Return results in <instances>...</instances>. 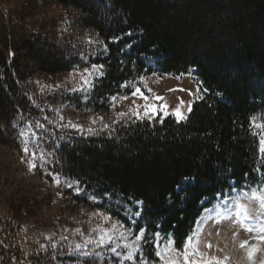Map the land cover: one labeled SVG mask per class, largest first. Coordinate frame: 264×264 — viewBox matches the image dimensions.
Segmentation results:
<instances>
[{
	"label": "trees",
	"instance_id": "trees-1",
	"mask_svg": "<svg viewBox=\"0 0 264 264\" xmlns=\"http://www.w3.org/2000/svg\"><path fill=\"white\" fill-rule=\"evenodd\" d=\"M93 65L103 75L93 72L86 96L55 85L75 75L80 86L77 77ZM187 74L202 98L179 123L134 112L95 124L69 118L112 111L150 77ZM259 115L264 0H0V145L23 157L22 129L40 130L45 162L32 170L46 184L45 193L5 196L0 177V264L117 260L84 256L92 248L60 238L86 232L91 215L60 210L37 220L59 200L110 217L134 237L143 231L149 260L157 233L181 248L206 209L222 208L233 190L264 186L252 125Z\"/></svg>",
	"mask_w": 264,
	"mask_h": 264
},
{
	"label": "rangeland",
	"instance_id": "rangeland-1",
	"mask_svg": "<svg viewBox=\"0 0 264 264\" xmlns=\"http://www.w3.org/2000/svg\"><path fill=\"white\" fill-rule=\"evenodd\" d=\"M16 2L17 0H11V4H15ZM93 76V73L90 77L88 76V73L84 76H78L77 78L80 81H77V83H79L78 85L80 86H77L73 80L76 78L75 75L61 79L55 85L58 86L68 82L74 86L71 90H78L79 95L86 96L92 87ZM82 77L91 81V87L84 83ZM43 79L48 80V78ZM143 85L144 89L140 90L145 96L149 97V103H152L157 107L158 114L156 116L175 117L172 113L178 106H180L181 101H184V104L180 107V110L187 116L189 114L187 111L188 105L191 104L192 107L195 101L198 100V96L200 97L201 95L200 91L197 93V88L199 87L192 74H187L179 78L154 76L144 80ZM149 89L151 91H149ZM181 89H183V91H181ZM68 90H70L69 84L66 85L65 89L63 88V91L65 92ZM190 92L195 95H190ZM156 97H162L163 99H156ZM144 104L145 101L139 96V94H132V96L127 99L122 98L113 101L112 111L100 114L72 113V111H70L68 112V115L69 118L73 117L74 120L88 121L90 123L95 121L96 123L99 119L110 117L115 113L136 112L137 106H139V111L141 115H143ZM163 105L167 106L166 109L162 107ZM61 111L64 114V111ZM165 111L168 112L167 116L164 115ZM255 118L257 124L264 123L263 115H259ZM253 129L258 138H260L261 135H264V129L255 127H253ZM22 131L28 133L27 137H22L24 147L25 140H27L28 147V152H24L23 157H19L17 154H14L0 145V177H2L3 181L7 182L3 186L6 188V194L4 193L2 195L5 196H9L15 192H20L22 195H34L38 192L45 193L46 191V184L44 181L36 177L35 174H33L32 168L30 169L29 166L30 163H35L38 167L45 162L44 149L42 145L39 144L41 141L40 130H38V132H33L29 126H26ZM32 133H35V137H38V139L33 137ZM33 154H35L36 159H33ZM41 154L43 155V159H40ZM238 194H241L239 190H233L226 197L228 200L227 205L223 202L222 208L212 206L209 208L212 210L211 212L207 211L208 209L203 212L195 227V229L199 228L201 230L198 233L200 251L206 253L208 256L219 258L222 264H264V240L260 239V237L264 235V233L260 231L261 224H264V209H261L255 200H249L245 197L242 202L249 207L252 218L245 220L241 217H237L231 209H233L232 198L237 197ZM225 209H229V211H225ZM60 210L66 215L65 217L81 214L91 215L92 222L86 232L82 234H79L76 231L74 232V230H64L59 232L60 238L68 240L72 245L83 243L82 245L84 247L92 248L91 253L87 254L83 252L82 255L93 256L98 259H108L109 261L110 258L112 259V257H116L117 260L112 261L111 264H133V261L122 259V255H125L128 251V249L123 247L118 248L117 251L121 253V256H117L110 250L111 245L98 246L97 244L92 243L85 245V241L88 239H99L100 233L98 231H93V229H112L114 224L117 225L115 231L117 240H114V243L117 241L121 244L124 243V241H119V233L121 231L128 234L129 240L134 239V236L130 231L125 230L118 223L111 220L105 221L104 217L98 214H90V211L82 206L75 205L69 201L59 200L57 207L37 220L42 223L44 220L48 219L49 216L55 215ZM249 228H252L253 231H248ZM75 234H79V236ZM156 239H159L161 244H163L167 238L159 236ZM141 243L142 241L139 242L140 248ZM209 244L211 245V248L207 247ZM241 245H244V247H241ZM95 246L98 248L97 251L93 250V247ZM252 248L257 249V251L253 254L252 258H249V252ZM136 260L138 264V254L136 255Z\"/></svg>",
	"mask_w": 264,
	"mask_h": 264
},
{
	"label": "snow or ice",
	"instance_id": "snow-or-ice-1",
	"mask_svg": "<svg viewBox=\"0 0 264 264\" xmlns=\"http://www.w3.org/2000/svg\"><path fill=\"white\" fill-rule=\"evenodd\" d=\"M105 50L106 47H105ZM103 68V65H93L91 70H85L88 73V76L90 77L93 72H95L97 75L102 76L103 73L100 71V69ZM85 84H88L89 87H91V81L87 78L82 77ZM149 91H151L149 89ZM183 91V89H181ZM200 89L197 88V93H199ZM205 91H207L205 89ZM144 99L145 104L143 106V117H148L151 119L152 117L156 116L158 114L157 107L149 103V97L145 96L143 92H141L140 88H135L133 91V95H137ZM190 95H195L194 93H189ZM198 98H202L199 97ZM123 99H127V97H123ZM156 99H163L162 97H156ZM115 100V98H113ZM184 101L180 102V106L177 107V109L172 113V115L175 116L176 122L179 123L183 120L187 119V116L184 115L180 107L183 106ZM166 109V105L162 106ZM188 113H191L192 107L191 104L188 105L187 108ZM121 117L126 115L125 113L119 114ZM137 118H143L141 116V113L139 111V106H137V111L133 113ZM164 115L167 116L168 112L165 111ZM103 118H101L102 120ZM160 123L163 122V120L159 121ZM95 123V121H93ZM252 124L255 128H261L264 129V123L257 124L256 118H252ZM75 127V125H73ZM31 127V126H29ZM36 127H41L39 124L36 125ZM107 127V125H105ZM91 131V129H89ZM28 133L25 131H22L20 133L21 137H27ZM253 135H256L254 132ZM32 136L35 137V133H32ZM38 139V137H35ZM259 151L264 157V135H261L259 138ZM24 152H28L27 147V140H25V147ZM33 159H36L35 154H33ZM40 159H43V155L41 154ZM30 169L37 167L35 163H30ZM57 184H59V177L54 176L53 177ZM71 186V185H69ZM247 197L249 200H255L259 207L261 209H264V186H260L258 189H252L250 193H241L238 194L237 197L232 198L233 199V209L231 211L234 212V214L237 217H241L245 220L251 219V213L249 210V207L242 202V200ZM138 203H143V201H139ZM224 204H228V200H224ZM207 211L211 212V209H208ZM225 211H229V209H225ZM219 214V213H218ZM105 221L110 220V217H104ZM219 222V221H218ZM117 229V225H113L112 229H104V228H97L93 229V231H98L100 233L98 240H92L88 239L85 241V245L92 243L97 244L98 246H107L111 245L110 250L116 254L117 256H121V253L118 252V248L123 247L125 249H128L127 253L125 255H122L123 260H130L133 261V264H137L136 255L139 253V261L138 264H222V262L219 260V258L208 256L206 253H203L200 251V240L198 233L201 231L199 228L194 229L193 232L186 237L184 240L181 248L175 247V241L169 237L161 244L159 239H156L154 241L155 245V258L153 260H149L143 256V253L141 251V248L139 246V242L144 239V232L140 231L138 234L135 235L134 239L129 240L128 234L121 231L119 233V241H124L123 244L119 243L118 241L114 243V240H117V237L115 236V231ZM248 231H253L252 228H249ZM260 231L264 233V224H261ZM76 232L81 233V229H76ZM157 237H159V233L155 234ZM261 240H264V235L260 237ZM83 247L82 245L77 244L76 248L79 249ZM208 248H211V245H207ZM241 247H244V245H241ZM257 251V249L252 248V250L249 252V258H252L253 254Z\"/></svg>",
	"mask_w": 264,
	"mask_h": 264
}]
</instances>
